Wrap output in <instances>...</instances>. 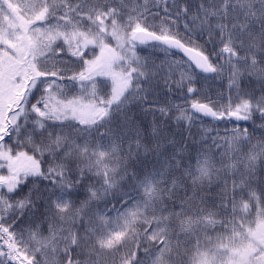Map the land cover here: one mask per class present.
<instances>
[{
  "label": "snow or ice",
  "instance_id": "6c2138e0",
  "mask_svg": "<svg viewBox=\"0 0 264 264\" xmlns=\"http://www.w3.org/2000/svg\"><path fill=\"white\" fill-rule=\"evenodd\" d=\"M0 264H264V0H0Z\"/></svg>",
  "mask_w": 264,
  "mask_h": 264
},
{
  "label": "rangeland",
  "instance_id": "374dc122",
  "mask_svg": "<svg viewBox=\"0 0 264 264\" xmlns=\"http://www.w3.org/2000/svg\"><path fill=\"white\" fill-rule=\"evenodd\" d=\"M245 123V122H244ZM243 126H247L246 124H242ZM252 129L251 128H249V131H251ZM259 132H257V136H259Z\"/></svg>",
  "mask_w": 264,
  "mask_h": 264
},
{
  "label": "trees",
  "instance_id": "16d2710c",
  "mask_svg": "<svg viewBox=\"0 0 264 264\" xmlns=\"http://www.w3.org/2000/svg\"><path fill=\"white\" fill-rule=\"evenodd\" d=\"M245 124V123H244ZM256 135H257V133H256Z\"/></svg>",
  "mask_w": 264,
  "mask_h": 264
}]
</instances>
